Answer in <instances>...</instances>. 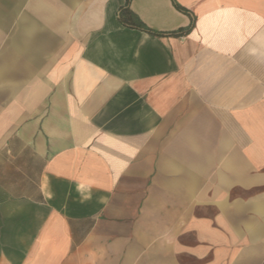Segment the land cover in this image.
<instances>
[{
	"label": "crops",
	"instance_id": "crops-1",
	"mask_svg": "<svg viewBox=\"0 0 264 264\" xmlns=\"http://www.w3.org/2000/svg\"><path fill=\"white\" fill-rule=\"evenodd\" d=\"M0 0V264H264V0Z\"/></svg>",
	"mask_w": 264,
	"mask_h": 264
},
{
	"label": "trees",
	"instance_id": "trees-1",
	"mask_svg": "<svg viewBox=\"0 0 264 264\" xmlns=\"http://www.w3.org/2000/svg\"><path fill=\"white\" fill-rule=\"evenodd\" d=\"M129 3L130 0H127V3L125 4V6L121 7L120 9V19L123 23L127 24V25H137L134 23V15L133 13L129 10Z\"/></svg>",
	"mask_w": 264,
	"mask_h": 264
}]
</instances>
